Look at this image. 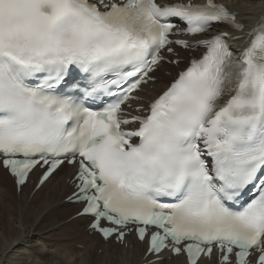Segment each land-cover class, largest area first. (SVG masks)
I'll use <instances>...</instances> for the list:
<instances>
[{
    "label": "snow or ice",
    "instance_id": "snow-or-ice-1",
    "mask_svg": "<svg viewBox=\"0 0 264 264\" xmlns=\"http://www.w3.org/2000/svg\"><path fill=\"white\" fill-rule=\"evenodd\" d=\"M243 32L215 0H0V167L21 186L77 165L79 215L105 239L134 231L145 264H264V17L230 49ZM197 34L202 57L125 115L163 52L189 47L170 35Z\"/></svg>",
    "mask_w": 264,
    "mask_h": 264
},
{
    "label": "bare ground",
    "instance_id": "bare-ground-1",
    "mask_svg": "<svg viewBox=\"0 0 264 264\" xmlns=\"http://www.w3.org/2000/svg\"><path fill=\"white\" fill-rule=\"evenodd\" d=\"M228 7L244 25V32L237 40V43L243 42L245 30L249 31L264 17V0L229 1ZM190 52L197 53L178 50L183 62L177 67L163 64L156 71L154 76L158 81L148 88L149 95L157 94L173 79L172 74L185 65ZM73 172L74 167L62 165L34 191L36 172L18 193L13 179L0 167V264L145 263L144 243L128 237L129 247L124 248L112 240L103 241L87 229L90 218L76 216L81 204L68 200L73 193L68 178ZM160 256V264H185L181 257L168 259L164 253ZM202 264L214 263L202 261Z\"/></svg>",
    "mask_w": 264,
    "mask_h": 264
},
{
    "label": "rangeland",
    "instance_id": "rangeland-1",
    "mask_svg": "<svg viewBox=\"0 0 264 264\" xmlns=\"http://www.w3.org/2000/svg\"><path fill=\"white\" fill-rule=\"evenodd\" d=\"M168 72H166V74H167Z\"/></svg>",
    "mask_w": 264,
    "mask_h": 264
}]
</instances>
